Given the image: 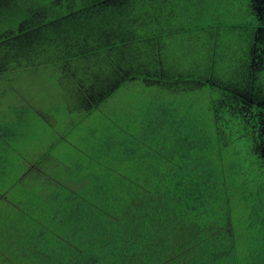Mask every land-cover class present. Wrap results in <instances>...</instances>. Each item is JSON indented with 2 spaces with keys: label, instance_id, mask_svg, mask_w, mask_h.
Returning <instances> with one entry per match:
<instances>
[{
  "label": "rangeland",
  "instance_id": "obj_1",
  "mask_svg": "<svg viewBox=\"0 0 264 264\" xmlns=\"http://www.w3.org/2000/svg\"><path fill=\"white\" fill-rule=\"evenodd\" d=\"M53 2L0 0V43L19 40L25 24L46 13L54 18ZM245 8L243 0H176L150 9L140 26L125 19L116 26L118 39L111 33L104 38L110 45L121 44L126 56L150 75L129 78L100 103L76 106L74 97L66 95L67 83H74L71 70L57 60L13 70L1 80L0 264H26L22 246L37 235L34 243L42 241L37 259L49 257L54 263L58 251L73 246V234L90 225L87 216L78 215L92 205L96 211L98 182L111 177L110 188L122 182L126 188L124 180H134L132 170L146 166L143 160L153 151L157 159L151 166L165 170L160 182L155 179L163 189L179 181L180 192L188 188V180L174 179L169 171L201 154L221 174L216 204L207 202L204 211L225 210V215L215 220L214 233L200 221L193 229L201 236L196 246L210 245L218 237H236L242 245L245 237L251 241L264 234V213L257 204L264 200V107H252L258 89L264 88V67L250 55L259 23ZM162 71L199 79L174 86ZM215 79L231 83L236 95L221 91ZM158 97L163 101L156 111L158 104L149 102ZM161 119L173 133L172 141L159 135V127L153 135L149 126ZM134 185L142 186L137 181ZM85 193L89 203L80 199ZM247 222L257 226L248 235ZM74 225L80 230H73ZM13 244L20 245L19 252H11ZM37 259L35 264H41ZM235 264H249L246 252L235 256Z\"/></svg>",
  "mask_w": 264,
  "mask_h": 264
},
{
  "label": "trees",
  "instance_id": "obj_2",
  "mask_svg": "<svg viewBox=\"0 0 264 264\" xmlns=\"http://www.w3.org/2000/svg\"><path fill=\"white\" fill-rule=\"evenodd\" d=\"M170 2L173 4L176 0H54L52 11L57 14L54 18L46 13L38 21L25 24L19 33L20 39H9V45H4L5 41L2 39L0 82L13 70L57 60L71 70L70 79L74 83H67L66 95L74 97L76 106H88L92 101L100 103L129 78H147L150 75L145 72L144 65L129 59L123 46L114 42L119 36L117 27L125 24V19L140 26L145 22L141 17L149 16L150 9L170 5ZM243 4L246 7L245 12L250 13L251 18L259 23L250 55L258 65L264 67V3L262 0H243ZM41 7L46 6L42 4ZM109 33L114 37L113 45L108 44L109 39L104 38ZM51 47L54 49L53 54ZM161 76L174 86L179 81L199 79L195 75L166 71H162ZM214 82L221 91L231 96L236 95V89L231 83L220 79H215ZM238 97L241 99V96ZM162 99L163 97H158L149 104H158L155 107L157 111ZM167 103L176 106L169 100ZM262 106L264 107V88H259L252 107ZM151 116L154 120V116L150 115V118ZM149 127L153 135H157L155 129L159 127L160 136L164 135L165 139L171 141L175 138L162 119L156 126ZM197 129L199 134L204 131L201 127H196ZM153 153L154 151L148 155V159L143 160L146 166L142 163L132 170L134 180H124L126 188L124 182L120 185L124 188H110L111 177H106V182H98L101 184H97L99 202H105L106 205L98 208L99 203L96 211H93L91 204L90 211L83 209L78 215L80 219L87 216L90 225L83 228V232L72 233L75 239L70 250L58 251L52 257L54 263L49 257L46 261L41 257L38 260V249L42 241L34 243L38 240L37 235L31 239L29 246H22V250L25 249V263L35 264L37 259L41 264H235V256L246 252L249 264H264V234L251 241L245 237L242 245L237 244L236 237L226 240L218 237L210 239V245L206 246L204 243L200 248L196 246L201 236L193 229L199 227L200 221L207 223L206 231L214 233L213 226L217 222L215 220L226 212L216 210L215 214L209 210L204 211L207 202L216 204L214 197L219 192L220 173L214 172L213 164L209 166L211 162L202 154L190 159L188 163H175L176 171L173 168L169 174L174 179L178 175L179 180H188L190 184L181 191L185 193L181 195L180 181L170 186L169 190L163 189L155 181L158 178L160 182L159 177L165 170L159 171L151 166L157 159ZM260 162L262 163L261 160ZM221 180L226 182L223 177ZM135 181L142 186L136 187ZM118 195L122 199L119 200ZM80 199L89 203L87 193ZM227 201L226 206L229 208L231 204ZM111 204L120 208L113 209L109 207ZM257 204L264 213V200ZM179 205L184 208H179ZM122 208L124 210L119 211ZM182 209L185 210L180 211ZM260 218L264 223V216ZM71 228L80 230L75 225ZM255 228L257 226L247 222L244 231L248 235ZM19 246L15 244L11 252H19ZM241 250L243 251L240 252Z\"/></svg>",
  "mask_w": 264,
  "mask_h": 264
}]
</instances>
